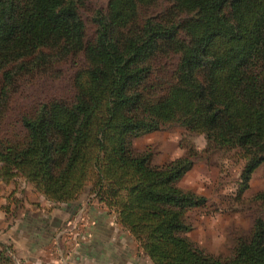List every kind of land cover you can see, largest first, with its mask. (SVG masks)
I'll return each mask as SVG.
<instances>
[{
  "label": "trees",
  "instance_id": "16d2710c",
  "mask_svg": "<svg viewBox=\"0 0 264 264\" xmlns=\"http://www.w3.org/2000/svg\"><path fill=\"white\" fill-rule=\"evenodd\" d=\"M86 1L0 0V179L24 178L58 203L95 196L154 264H264L262 218L229 258L189 237L188 211L207 202L180 186L193 145L160 166L133 149L134 137L178 124L239 152L248 187L264 165V0H109L93 40ZM67 62L78 64L73 95L5 128L21 83ZM10 252L0 264H14Z\"/></svg>",
  "mask_w": 264,
  "mask_h": 264
},
{
  "label": "rangeland",
  "instance_id": "374dc122",
  "mask_svg": "<svg viewBox=\"0 0 264 264\" xmlns=\"http://www.w3.org/2000/svg\"><path fill=\"white\" fill-rule=\"evenodd\" d=\"M108 5L109 0H87L80 8L88 40L96 36L95 16L99 11L106 10ZM78 59L81 62L83 57ZM173 63H177V58ZM76 65L77 62L75 65L71 62L56 65L54 69L60 72L59 76L44 74L23 81L20 93L12 99L5 128L15 129V122L21 113L32 112L50 99L71 97ZM3 128L0 125L1 134ZM189 145L198 151V157L193 168L180 181V186L205 196L207 202L188 211V220L193 225L188 235L208 253L223 258L232 257L238 240L249 238L255 221L264 219V203L256 198L264 191V165L252 174L248 187L244 188L246 159L226 145L208 141L204 133L188 131L173 124L133 138L134 151L149 154L152 164L159 166L184 156L187 153L185 146ZM94 197L83 195L80 200L99 201ZM11 258L17 264L13 254Z\"/></svg>",
  "mask_w": 264,
  "mask_h": 264
},
{
  "label": "crops",
  "instance_id": "0c3cea01",
  "mask_svg": "<svg viewBox=\"0 0 264 264\" xmlns=\"http://www.w3.org/2000/svg\"><path fill=\"white\" fill-rule=\"evenodd\" d=\"M3 246L17 264H154L104 203L54 202L24 178L0 179Z\"/></svg>",
  "mask_w": 264,
  "mask_h": 264
}]
</instances>
